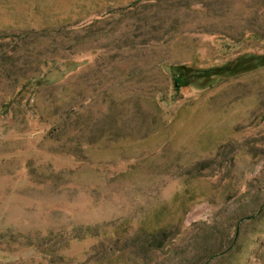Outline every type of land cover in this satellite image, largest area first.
<instances>
[{"label":"rangeland","instance_id":"1","mask_svg":"<svg viewBox=\"0 0 264 264\" xmlns=\"http://www.w3.org/2000/svg\"><path fill=\"white\" fill-rule=\"evenodd\" d=\"M0 264H264V0H0Z\"/></svg>","mask_w":264,"mask_h":264},{"label":"trees","instance_id":"2","mask_svg":"<svg viewBox=\"0 0 264 264\" xmlns=\"http://www.w3.org/2000/svg\"><path fill=\"white\" fill-rule=\"evenodd\" d=\"M175 81L177 82V85H176L178 87L177 89H179L181 87V84H182V78L180 76H177L175 78ZM234 243L232 245H234Z\"/></svg>","mask_w":264,"mask_h":264}]
</instances>
